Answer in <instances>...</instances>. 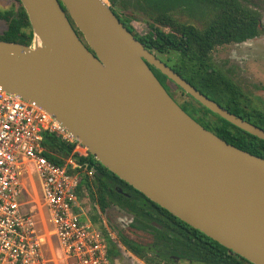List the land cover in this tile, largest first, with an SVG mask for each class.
Segmentation results:
<instances>
[{"label":"water","instance_id":"95a60500","mask_svg":"<svg viewBox=\"0 0 264 264\" xmlns=\"http://www.w3.org/2000/svg\"><path fill=\"white\" fill-rule=\"evenodd\" d=\"M30 46L0 40V89L45 109L105 168L252 264H264V158L190 116L159 71L264 141V128L200 92L104 0H20ZM82 37H80V34Z\"/></svg>","mask_w":264,"mask_h":264},{"label":"trees","instance_id":"16d2710c","mask_svg":"<svg viewBox=\"0 0 264 264\" xmlns=\"http://www.w3.org/2000/svg\"><path fill=\"white\" fill-rule=\"evenodd\" d=\"M15 1L16 6L0 10V21L6 24V30L0 36V40L30 46L34 35L27 12L20 0ZM109 2L117 17L133 33L134 28L130 25V19L120 15L119 10L144 15L148 20L149 32L143 36L135 34V37L152 52L172 54L175 64L171 67L195 88L231 113L264 128L253 121L250 114L239 108V99L236 98L237 92L233 85L206 60L216 46L240 43L259 35V15L242 4L253 3L251 0H109ZM176 10L187 13L200 22L202 27L198 28L180 21L173 13ZM155 71L162 84L168 80L159 71ZM202 108L211 112L203 106ZM216 116L218 123H213L214 128H208L202 122L200 124L228 143L264 158L263 140ZM44 145L52 151L53 146H58L64 156H68L74 147L51 135L46 136ZM46 156L55 163L61 162L51 154ZM77 160L82 164L86 163L88 169L94 170L96 192H92L87 176H82L81 185L88 187L91 200L101 212L108 206L115 205L133 216L131 226L135 232L146 234L144 237L149 240L146 243L124 235L120 236V243L145 264H179V260H192L197 264H252L148 199L105 168L92 155L88 154L87 157H79ZM92 220L107 240V255L112 262L113 257L120 255L117 245L109 237L96 212Z\"/></svg>","mask_w":264,"mask_h":264},{"label":"built area","instance_id":"2783aa9c","mask_svg":"<svg viewBox=\"0 0 264 264\" xmlns=\"http://www.w3.org/2000/svg\"><path fill=\"white\" fill-rule=\"evenodd\" d=\"M48 135L73 145L70 154L48 150ZM88 154L45 109L0 89V264H50L46 252L54 247L64 264H111L107 240L83 199L82 176L91 178L94 170L77 158ZM35 185L38 206L29 199Z\"/></svg>","mask_w":264,"mask_h":264},{"label":"rangeland","instance_id":"374dc122","mask_svg":"<svg viewBox=\"0 0 264 264\" xmlns=\"http://www.w3.org/2000/svg\"><path fill=\"white\" fill-rule=\"evenodd\" d=\"M255 1H258L260 6L247 2H243L242 4L259 15L261 29L264 27V0ZM105 2L110 5L109 0H105ZM13 6H16L15 0H0V10H8ZM119 13L130 19V25L134 28V34L143 36L149 32L148 20L144 15L133 13L129 10H124V12L119 10ZM173 13L182 22L193 24L198 28L202 27L200 22L181 10H176ZM5 30L6 24L0 21V36ZM260 31L262 34L260 33L259 37L242 44L231 43L216 46L206 60L226 81L233 85L238 94H236V98L239 99V108L250 114L253 121L264 126V29L262 28ZM154 54L170 67L175 64L172 54H160L155 51ZM169 57H171V60H169ZM163 84L175 101L185 108L186 112L199 121V123L202 122L208 128H214L213 123H218V117L214 113L205 111L202 105L177 88L173 83L166 80ZM88 181L92 192L95 193L97 190L95 176L88 178ZM35 187L36 189L34 186L29 188L32 194L29 199L32 204L38 206L41 196L38 186L35 185ZM83 199L86 201L85 208L88 209L90 215L93 216L94 212L98 214L106 232L117 245V251L120 255L116 257L115 264H145L144 261L127 251L120 243L121 235L141 241L142 243L149 242L144 237L146 234L135 232V229L131 226V216L115 205H110L104 212H101L99 207L91 200L88 187H85L83 190ZM95 209L96 211H94ZM35 213L39 226L42 227L40 224L41 215L37 211ZM55 252H57L56 247L53 249L49 248L46 252L47 258L49 260L52 259L50 264H64L63 260L54 256Z\"/></svg>","mask_w":264,"mask_h":264},{"label":"flooded vegetation","instance_id":"af4514ba","mask_svg":"<svg viewBox=\"0 0 264 264\" xmlns=\"http://www.w3.org/2000/svg\"><path fill=\"white\" fill-rule=\"evenodd\" d=\"M253 3V5H258V6H260L259 5V3H258V1H255V0H251ZM263 9H264V6H263ZM260 25H261V21H260ZM263 29H264V27H262ZM261 28V29H262ZM260 29V30H261ZM260 33H261V31H260ZM259 33V36L262 34H260ZM80 35V34H79ZM259 36H256V37H254V38H251V39H247L246 41H248V40H252V39H255V38H257V37H259ZM80 37H81V35H80ZM246 41H243V42H240V43H237V42H233V43H236V44H242V43H244V42H246ZM229 44H231V43H229ZM226 45V44H225ZM153 71H154V73L156 74V76L158 77V75H157V73H156V71L153 69ZM159 78V77H158ZM123 181V180H122ZM128 184V183H127ZM120 192L122 191V190H119ZM85 204H86V201H85ZM119 208V207H118ZM120 209V208H119ZM88 210V209H87ZM120 210H122V209H120ZM123 211V210H122ZM125 212V211H124ZM90 213V212H89ZM125 213H127L128 215H130L131 216V218H132V220H131V222L133 221V216L131 215V214H129L128 212H125ZM126 249V248H125ZM128 251V250H127ZM115 260H116V257H113V259H112V264H115ZM179 262V264H183V263H185V264H197V263H194L192 260H188V261H178ZM145 263V262H144Z\"/></svg>","mask_w":264,"mask_h":264}]
</instances>
